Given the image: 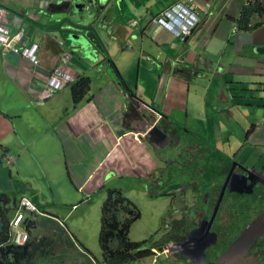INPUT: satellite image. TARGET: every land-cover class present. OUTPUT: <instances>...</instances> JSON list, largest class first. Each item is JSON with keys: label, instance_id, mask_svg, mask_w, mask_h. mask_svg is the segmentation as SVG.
Returning a JSON list of instances; mask_svg holds the SVG:
<instances>
[{"label": "crops", "instance_id": "obj_1", "mask_svg": "<svg viewBox=\"0 0 264 264\" xmlns=\"http://www.w3.org/2000/svg\"><path fill=\"white\" fill-rule=\"evenodd\" d=\"M107 1L81 31L62 25V0H0L6 25L24 29L41 59L34 67L0 45V194L11 209L23 197L37 206L25 228L32 241L54 239V264L93 242L109 189L156 203L162 165L185 166L222 133L242 163L239 132L251 126L249 139L264 143V25L241 31L237 21L249 0H191L200 22L186 39L153 22L186 0ZM66 55L78 82L91 80L80 102L73 86L44 89ZM5 156L14 163L5 166Z\"/></svg>", "mask_w": 264, "mask_h": 264}, {"label": "trees", "instance_id": "obj_2", "mask_svg": "<svg viewBox=\"0 0 264 264\" xmlns=\"http://www.w3.org/2000/svg\"><path fill=\"white\" fill-rule=\"evenodd\" d=\"M258 17L260 19L255 20ZM263 18L264 0H249L242 9L237 21L241 31H250L263 26ZM90 85L91 80L89 78L81 79L75 85L74 97L76 102H80L83 99ZM253 93H257L256 90H253ZM253 99L255 101L257 97H253ZM263 101L264 99L260 102L262 103ZM200 143L206 145L203 141H200ZM233 144L234 142L230 138L225 142L222 141L219 146L218 144L212 148L204 146L203 150H198L199 152L191 154L193 156H201V165L200 163L197 164L196 160L188 159V163L180 169L182 174L180 177L183 178V183L174 185L173 193H180L176 196V203L181 208H186L185 191L189 186H196L195 193L199 196V200L193 208L195 209L193 215L188 216L185 214L181 219H174L171 222L170 239L165 240V243L169 244L172 242L175 245L176 248L172 251L175 256H173L174 259L193 261L195 262L194 264H197L207 258H213L220 252L222 247H224V251L231 253H245L255 250L257 247L260 250L264 246V221L257 216L247 227L249 228L248 236L252 238L242 242L239 240L243 232L242 227H240L242 225L241 210H252L251 204L253 203L252 197L246 199V190L262 187L260 186L262 181H259L252 174L246 175L242 173L239 175L237 173L242 171V163L233 164L232 159L236 154L234 155L232 152L237 151V144L235 146ZM12 161H14L13 158ZM195 165L198 166L196 167ZM190 168L193 169L189 170ZM231 182H237V187L243 190L229 192L228 187ZM107 194L108 196L101 212V230L99 235V243L103 252L101 263L127 264L153 256L155 253L149 248L150 240L133 242L130 239L132 225L141 218L138 208L120 189H109ZM167 195L169 193L152 195V198H161ZM257 198H259V193ZM217 199L222 201L219 206L216 203ZM240 201L243 202L241 210L239 209ZM9 205L10 201H8L7 197L0 194V215L2 220L0 264H39L42 262L54 264L53 260L47 258V256L51 255V251L55 246L54 239L43 237L37 241L31 240L24 245H17L11 242L10 212L14 214L18 204L12 209L8 208ZM178 211L176 208V212ZM201 213H204V216L199 218V222H197L195 217ZM189 237L193 238L191 240V248L187 250V254H184V251L177 247L182 240ZM82 248L86 252V254H81L82 264H94L90 257L92 256L90 252L86 248ZM177 250L178 252H176ZM168 264H173V262Z\"/></svg>", "mask_w": 264, "mask_h": 264}, {"label": "rangeland", "instance_id": "obj_3", "mask_svg": "<svg viewBox=\"0 0 264 264\" xmlns=\"http://www.w3.org/2000/svg\"><path fill=\"white\" fill-rule=\"evenodd\" d=\"M264 21V18L262 19ZM264 86V83H263ZM210 104V102H208ZM208 107V113H211V107L209 105H206ZM184 127V125H183ZM254 129L253 127H249L248 130H245L243 133H240L241 139H242V145L243 147H240V152L238 153V158L242 162V171L239 172L240 174H252L253 176L257 177L259 181H262V184L260 186L262 187H256L254 189L246 190L247 191V196L246 199L249 197H252L253 203L251 204L252 210L250 211H242V201L241 204L239 205V209L241 210V217H242V222L241 226L243 229V232L241 234V237L239 240L242 241H247L251 239V236H248L249 234V228L248 224L253 220H255V217H260L264 221V143L255 145L250 138L254 134ZM225 134H220L218 138L220 140H212L209 143L208 146L212 148L213 146H216V144H220L223 140V136ZM180 136L183 138L185 135L182 133ZM227 136L225 140H227ZM216 139V138H215ZM195 142L193 141L192 144ZM162 156L166 157L169 156L170 152H168V149H165L164 151L161 150ZM174 159V158H173ZM190 160H196L197 164L200 163L201 156L200 155H191V156H185L183 158L184 161ZM176 161L182 162L178 158L175 159ZM166 162V161H165ZM163 162V163H165ZM236 162L233 164L235 165ZM3 164L7 166L6 162L3 161ZM202 163H200L201 165ZM241 164V163H237ZM199 165V166H200ZM164 166L165 170L163 171L164 173L162 174L163 178V185L161 188H159L156 191V195H162V194H167L171 193L174 190V185L180 183H183V178L180 177L182 174L180 173L181 170H177L178 167H183V166H178V165H162ZM196 167L198 165H195ZM193 168H190L189 170H192ZM9 171V170H7ZM155 175H159L156 173ZM127 181H125L126 183ZM260 184V182H258ZM237 182H231L230 186L228 187L229 192H235V191H242L243 189L237 187ZM247 186V185H246ZM259 193V198H257V195ZM125 194V193H124ZM126 195V194H125ZM130 197L126 195V197L132 201L138 208L141 214V218L136 221L130 231V239L135 242H142V241H149L153 236H155L154 242L151 244L153 249L160 247L162 250H155L156 251V256L155 257H148L144 260L135 262V263H127V264H162V261L169 260L170 255L168 254V248L163 242V236L167 233V231L171 230V223L170 221L172 218H177L180 219L183 214L179 211L178 213H173L172 209V204L175 200L174 197L171 198H166V199H158L156 200V203H152L149 201V199L144 196V199L140 197L139 194H130ZM187 196V208H192L194 205H196V195L193 192V189L191 187L187 188L186 192ZM221 200L217 199V206L221 204ZM178 205H175L174 207L176 208ZM168 208V211L166 212ZM191 212H195V209H192ZM249 212V213H248ZM199 216H196V221L198 222ZM245 216V217H244ZM165 221V222H164ZM239 224V222H237ZM97 229L96 230V236L93 240L92 243L89 244L83 243L85 247L90 251V253L99 261L102 260V250L99 245V234H100V229H101V218L97 222L96 225ZM94 228H90L92 231ZM98 233V235H97ZM83 242V241H82ZM264 251V246L261 248ZM258 250V247H257ZM220 251H224V247L220 249ZM227 255L224 256V259L226 258ZM60 260L58 259V262ZM170 261V260H169ZM77 260H69L67 262H61L60 264H76ZM177 264H185L184 262H178Z\"/></svg>", "mask_w": 264, "mask_h": 264}, {"label": "clouds", "instance_id": "obj_4", "mask_svg": "<svg viewBox=\"0 0 264 264\" xmlns=\"http://www.w3.org/2000/svg\"><path fill=\"white\" fill-rule=\"evenodd\" d=\"M63 1V0H62ZM193 2V1H192ZM180 3H184V4H187L186 3V1H182V2H180ZM179 3V4H180ZM48 2H45V1H40V4H39V6L41 7V8H46L47 6H48ZM179 4H177V5H179ZM193 4V3H192ZM177 5H175V6H173V7H171V8H169V9H166V10H164V11H162V12H160L156 17H154L153 18V22L154 23H156V24H160V25H162V26H164L165 28H167V29H169V30H171L177 37H179V38H181L180 36H179V34L178 33H176L173 29H171L170 27H168V26H165V25H163V24H161V23H157V22H155L154 20L155 19H159L160 17H161V14L163 13V12H165V11H167V10H170V9H172V8H174V7H176ZM194 5V4H193ZM63 6V5H62ZM64 7V6H63ZM0 9L2 10V11H4V14H5V17L7 16V10L3 7V6H1L0 5ZM194 9H195V11H196V8H195V6H194ZM196 13H197V21H196V24L192 27V29H191V32H190V34L192 33V30L198 25V23L200 22V16L198 15V11H196ZM169 21H171V23L175 26V28H177V29H179V28H181V26H182V23H181V21H182V18H179V19H177V20H173V19H168ZM132 22V21H131ZM136 24H137V22H136ZM135 24V25H136ZM135 25H133V26H135ZM20 30H22V29H20ZM19 30V31H20ZM24 30V29H23ZM11 31V33H12V35L13 34H16V33H18L19 31H17L16 33H13L12 32V30H10ZM25 31V30H24ZM251 31V30H250ZM25 33H26V31H25ZM189 34V35H190ZM26 35L28 36V34L26 33ZM188 35V36H189ZM188 36L186 37V38H188ZM185 38V39H186ZM182 39V38H181ZM1 45V44H0ZM2 46V45H1ZM28 47L29 48H31V46H30V39H29V36H28ZM2 48H3V46H2ZM3 54H4V52H3ZM7 54H10V53H7ZM7 54H4V55H7ZM14 54H16V55H19V56H21L22 58H25V59H27V60H30L31 61V63H32V65L35 67V66H38L40 63H41V59H40V57H38V56H34V53L32 54V57H25L24 55H22L21 53H14ZM34 59H37L38 61H39V63L38 64H34ZM64 59H66L67 61L64 63ZM68 61H69V58H68V55H66V56H64V58L61 60V62L58 64V65H56L54 68H53V70L50 72V74H49V76L47 77V80H46V85H45V90H46V92L48 93V95H52V94H55V93H57V92H59V91H61V90H63L64 88H66V87H68V86H73V87H75V84H77L78 83V79H77V77L69 70V68H68V65H67V63H68ZM60 65H64V67L66 68V70L72 75V76H74L75 77V80L74 81H72V82H69L68 84H66V85H64L62 88H60V89H58V90H55V91H53V92H49L48 91V85H47V83H48V81H49V78H50V76L52 75V73H53V71H54V69L55 68H57L58 66H60ZM3 160H4V162H6V164H8V165H12L13 163H14V161H12V158L11 157H7V156H5L4 158H2ZM9 160H11V162L9 163L8 161ZM158 177H159V182H158V180H153L152 181V183H154L153 184V186H155L156 187V191H157V189L158 188H161V186L163 185V178H162V175H158ZM189 187H191L192 189H193V192H194V194L196 195V197H197V199H196V204H197V201L199 200V196L195 193L196 192V186H189ZM188 187V188H189ZM174 191V190H173ZM173 191L171 192V193H169V195H167V196H165L167 199L168 198H171V197H174L175 198V200H174V202H173V204H172V209H173V213H178L179 211L183 214V215H185V214H187L188 216L189 215H193L195 212H191V210L196 206V205H194V207H192V208H187V196H186V208H181V206L179 205V204H177L176 203V196L177 195H179L180 193L179 192H177L176 194L175 193H173ZM186 192H187V188H186V191H185V195H186ZM155 195H156V193H155ZM154 195V196H155ZM108 196V195H107ZM165 197H161V198H154V199H156V200H158V199H166ZM28 199L34 206H35V208H36V210H29V209H27V208H22L21 207V204H22V201H23V199ZM166 199V200H167ZM201 200H202V196H201ZM132 202V201H131ZM175 205H178L176 208L179 210L178 212H176V208L174 207ZM136 206V205H135ZM103 207V206H102ZM137 207V206H136ZM168 211V208H167V210H166V212ZM184 211H185V213H184ZM25 212L27 213L26 215H25ZM101 212H102V210H101ZM18 213H21L22 215H23V218H22V220H21V224H20V229L23 231V232H25L27 235H28V239H27V241H25V242H23V243H21V244H18V243H16V242H14L13 240H12V236H13V233H14V229H13V227H12V222L16 219V217H17V214ZM32 213H39V211H38V209H37V206L28 198V197H23V198H21V200L19 201V203H18V207H17V210H16V212L12 215V217H11V223H10V227H11V230H12V234H11V242L13 243V244H17V245H24V244H26V243H28L29 241H31L30 240V235H29V233L27 232V229L25 228V225H26V220H27V217H29L30 216V214H32ZM199 215H202L200 218H202L203 216H204V213H201V214H199ZM198 216V215H197ZM183 217V216H182ZM181 217V218H182ZM180 218V219H181ZM174 219H177V218H172V220L170 221V223L174 220ZM195 219H196V217H195ZM165 222V221H164ZM199 222V221H198ZM101 230V229H100ZM131 231V230H130ZM171 231H172V229L170 230V231H167V233L163 236V242H165V240H167V239H170V236H169V233H171ZM100 235V234H99ZM193 238L192 237H189L188 239H185V240H182L180 243H179V245H178V247L177 248H181L184 252V254H185V252H187V250L189 249V248H191V240H192ZM154 240H155V236H153L152 238H151V240H150V243H149V248H151L153 251H154V255H153V257H155L156 256V251L155 250H162L160 247H157V248H154L153 249V247H152V243L154 242ZM132 241V240H131ZM133 242H135V241H133ZM143 242V241H142ZM166 246H167V248H168V254L170 255V261L168 260H165V261H162L163 263L162 264H168V263H171V262H173V264H177L178 262H184L185 264H190L189 262L190 261H183V260H176V259H174V255L172 254V251H173V249L174 248H176L175 247V245H173V243L171 242V243H164ZM99 245H100V243H99ZM76 246V245H75ZM78 246H79V248L82 250V251H80L81 252V254L83 253V254H86V252L83 250V248L82 247H84V248H86L84 245H81V244H78ZM101 248V247H100ZM87 249V248H86ZM88 250V249H87ZM255 250H257V249H255ZM89 251V250H88ZM252 251H254V250H252ZM90 252V251H89ZM176 252H178V250L176 251ZM251 252V251H250ZM244 253V252H243ZM245 253H248V252H245ZM91 254V253H90ZM237 254H242V252H237V253H231V252H229V251H220L217 255H215L213 258H214V260H215V258H216V260L214 261V262H216L217 260H221V259H224V256L225 255H229L230 257H231V259L233 260V259H235V258H237ZM92 255V254H91ZM235 255H236V257H235ZM63 256V255H62ZM174 256V257H173ZM91 257V259L93 260V262H94V264H102L101 262H102V260H103V252H102V260L101 261H99V260H97L93 255L92 256H90ZM150 257H152V256H150ZM148 258V257H147ZM213 258H210V259H213ZM58 259H60V258H58ZM146 259V258H145ZM70 260V259H69ZM69 260H67V259H62V261L61 262H67V261H69ZM77 260V263L76 264H82V256L81 257H78L77 259H75L74 261H76ZM98 262H97V261ZM142 260H144V259H142ZM141 261V260H140ZM60 262V263H61ZM136 262H138V261H136ZM192 263H193V261H191ZM206 262V260H203L202 262H198L197 264H201V263H205ZM212 263H214L213 261H211ZM59 263V264H60ZM133 263H135V262H133ZM39 264H49V263H45V262H42V263H39Z\"/></svg>", "mask_w": 264, "mask_h": 264}, {"label": "built area", "instance_id": "obj_5", "mask_svg": "<svg viewBox=\"0 0 264 264\" xmlns=\"http://www.w3.org/2000/svg\"><path fill=\"white\" fill-rule=\"evenodd\" d=\"M186 3L187 4L180 3L176 7L163 12L161 17L159 19H155L154 21L170 27L176 33H178L182 39H185L190 34L192 27L197 21V13L194 9L192 1L186 0ZM4 17V11L0 9V44L3 46L4 54L21 53L25 57H32L33 51L32 48L28 47V36L26 35L25 31L22 29L18 33L12 35L9 27L5 23ZM170 18L174 21L182 18L181 28H175L171 21L168 20ZM131 24L135 25L136 21H132ZM66 61L67 60L64 59V63ZM33 62L34 64L39 63L37 59H34ZM74 80L75 77L66 70L64 65H60L54 69L52 75L49 78L47 83L48 91L53 92L58 90ZM8 162L10 163L11 160ZM21 207L27 208L29 210H36L35 206L26 198L23 199ZM22 218L23 215L18 213L16 219L12 222V227L14 229L12 240L18 244H21L28 239V235L20 229Z\"/></svg>", "mask_w": 264, "mask_h": 264}, {"label": "water", "instance_id": "obj_6", "mask_svg": "<svg viewBox=\"0 0 264 264\" xmlns=\"http://www.w3.org/2000/svg\"><path fill=\"white\" fill-rule=\"evenodd\" d=\"M107 4V0H63L62 5L64 6V13H62L63 15L61 14L58 18L65 19L62 21V25L64 23H69L80 27L79 29L81 31H85L86 29L82 23L85 22L86 19H90L95 14V10L97 11L100 6L104 7V5ZM40 13L43 14L44 10ZM76 37L77 36H74L73 38ZM82 53L85 54L88 52L87 50L82 49Z\"/></svg>", "mask_w": 264, "mask_h": 264}, {"label": "flooded vegetation", "instance_id": "obj_7", "mask_svg": "<svg viewBox=\"0 0 264 264\" xmlns=\"http://www.w3.org/2000/svg\"><path fill=\"white\" fill-rule=\"evenodd\" d=\"M201 216L202 215H200L199 218ZM185 254H187V252H185ZM215 260L214 258L213 259L207 258L206 262L201 264H264V251L260 249L248 253L237 254V258L233 260L229 255H227L225 259L217 260L216 262H214ZM211 261H213L214 263H212ZM189 263L192 264L191 261ZM194 263L195 262H193V264Z\"/></svg>", "mask_w": 264, "mask_h": 264}]
</instances>
